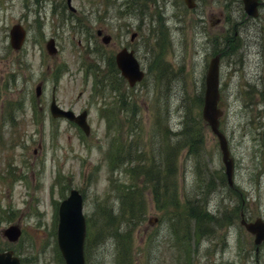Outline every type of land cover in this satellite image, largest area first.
<instances>
[{
	"label": "rangeland",
	"instance_id": "1",
	"mask_svg": "<svg viewBox=\"0 0 264 264\" xmlns=\"http://www.w3.org/2000/svg\"><path fill=\"white\" fill-rule=\"evenodd\" d=\"M126 1L70 0L71 10L67 0H0V250H14L23 264H59L56 205L76 188L83 195L87 264H186V253L190 264H264V240L256 250L240 224V210L247 220L264 219V169L257 174L264 163L249 157L258 148L250 124L254 111L253 124L264 125V92L252 93L255 85L263 88L255 77L264 74V59L259 47L249 57L245 51V28L256 29L231 9L217 23L219 9L207 0L215 18L202 2L188 9L182 0H148L129 14ZM16 23L26 30L19 50L9 44ZM97 28L111 35L108 44L96 36ZM227 32L236 40L219 62V128L233 142L240 198L220 183L218 141L199 102L215 40L222 46ZM49 37L55 54L45 49ZM122 46L134 51L145 74L131 87L107 65ZM111 82L119 89L113 91ZM52 95L63 108L87 110V135L50 116ZM171 142L174 165L163 152ZM130 144L143 153L129 164L143 162L144 172L134 170V177L120 160ZM160 176L166 189L153 193ZM190 207L227 221L209 219L197 227ZM106 209L117 219L108 222ZM11 224L21 228L15 242L1 233Z\"/></svg>",
	"mask_w": 264,
	"mask_h": 264
},
{
	"label": "water",
	"instance_id": "2",
	"mask_svg": "<svg viewBox=\"0 0 264 264\" xmlns=\"http://www.w3.org/2000/svg\"><path fill=\"white\" fill-rule=\"evenodd\" d=\"M189 7L194 5L193 0H185ZM244 8L248 13H254L256 5L255 0H243ZM98 33H100L98 31ZM25 37V30L20 24H14L9 30V42L13 49L18 50ZM110 40L109 35H103L102 41L107 43ZM46 50L53 54L56 52L53 38H50L45 44ZM219 56L215 55L209 61L205 75V92L202 107V117L210 125L211 130L217 135L222 161L225 166V174L228 182H231L232 165L228 158L226 139L221 131L218 130V117L222 114L221 109L217 107L219 98L218 92V61ZM115 62L120 73L128 80L129 84H134L143 76L139 70V65L133 56V51L126 48L119 50L115 55ZM36 95L41 92L40 84L35 87ZM51 114L56 116H65L74 120L84 131L88 133L89 126L86 123V112L83 111L74 115L70 110L60 108L54 98L50 104ZM246 229L254 234L256 244L264 239V222L261 218L254 221L242 222ZM3 236L9 241L14 242L18 239L21 230L17 224H11L1 230ZM85 236V218L82 213V196L77 189H71L68 195L61 200L58 206V222L56 227V241L64 264H84L83 242ZM0 264H21L19 258L13 253L12 249L0 251Z\"/></svg>",
	"mask_w": 264,
	"mask_h": 264
},
{
	"label": "flooded vegetation",
	"instance_id": "3",
	"mask_svg": "<svg viewBox=\"0 0 264 264\" xmlns=\"http://www.w3.org/2000/svg\"><path fill=\"white\" fill-rule=\"evenodd\" d=\"M209 2L215 3V5L217 6L216 9L218 8L219 10L217 11L218 16L216 17L213 12H214V7L206 4L205 0H196V6L200 5V2L203 3L204 5V11L209 14V16L215 18L217 20V23L222 20V18H225L227 16L226 14V10L231 9L233 11H236V13L238 15H242V17L247 20L250 21L249 24H247L246 26H250L251 29L255 28L256 30L250 31L247 30L245 28V32L247 33V39L248 42L245 45V51L247 52V56L249 57L250 55H253L255 50H252L253 47H259L260 52H261V57H263L264 59V0H257V5H256V9H257V15L256 16H250L248 15L243 8V2L242 0H207ZM234 5V6H233ZM197 6V7H198ZM224 12H225V17H224ZM215 16V17H214ZM257 19H259V22L256 23V25H254L253 22L257 21ZM213 25V23H211ZM235 35L237 34V31H235L234 33ZM236 40L235 36H231V38L226 39V41L230 44H228V48H231L232 43ZM231 41H233L231 43ZM222 53V52H221ZM255 81L257 82L256 84H259L258 82H260V84H263V88L260 89L257 87V85H255L254 88H252V93L253 94H259L264 92V74L260 75V76H256L255 77ZM238 92L241 93L243 92L241 90V88H238ZM233 94V92L231 93ZM258 111H254L250 117V124H251V131L253 132L252 134V140L253 141H258V148H253L252 150V155L249 157H253V158H257V156L261 157L264 163V125L262 127V130H260L261 126H257L255 123L253 124V121L256 119L255 114H257ZM260 124V123H258ZM233 137L231 136V139ZM260 140V142H259ZM229 145V152H230V156L233 162V176L235 174V168H236V160L234 157V153H233V142L231 144V140H229L228 142ZM264 168H262L261 166H259L258 170H257V174L260 175V173L263 171ZM230 190L232 191V193L234 192H238L239 195L242 194L241 190H237V187L234 186V182L232 185H230ZM242 210H240V215H241ZM244 215V214H243Z\"/></svg>",
	"mask_w": 264,
	"mask_h": 264
},
{
	"label": "trees",
	"instance_id": "4",
	"mask_svg": "<svg viewBox=\"0 0 264 264\" xmlns=\"http://www.w3.org/2000/svg\"><path fill=\"white\" fill-rule=\"evenodd\" d=\"M108 65L110 66V69H111V71L114 73V75H116V77H117V69H116V67H115V64H114V62H113V60H112V58L110 59V62H108ZM118 78V77H117ZM202 99H200L199 100V102L201 101ZM127 104V102H126V100L125 99H123V103H122V106H125ZM186 129H188V125L186 126ZM172 144H173V142H171L169 145H167V147L166 148H164L163 149V152H165V151H167L168 152V154H167V157H166V160H169V162H170V164L171 165H174V159H173V157H172V153L174 152V147L172 146ZM116 151H117V149H116ZM136 152H137V154H136ZM114 153H116L115 152V149L113 150V152L111 153V156H113V154ZM132 156V158L133 159H138V157H137V155L139 156V155H142L140 152H139V149H135L134 150V148H132L131 147V144L130 145H128V148H127V150L124 152H122V154H121V158H120V160H121V163H122V166L123 165H125L124 167H123V169L124 170H128V172H129V174H130V176L131 177H134L135 175H133L134 173V170H135V174L137 175V174H139V173H143L144 172V166H143V162L141 163V164H138V166H133V167H131V168H129V164L131 163V157L130 156ZM115 157V156H114ZM169 162H167V163H169ZM137 171V172H136ZM158 172V171H157ZM156 172V173H157ZM140 176H142L143 177V179H145V177H144V175H140ZM151 179V178H150ZM225 182V178H224V176H222V178H221V181H220V183H224ZM155 186H157V187H152V190H153V193H157V191H161V192H163V190H162V187L163 188H165L166 189V186H165V184L162 182V179H161V176L159 177V181L158 182H156V183H153ZM159 193V192H158ZM106 211L109 213V215L107 216V221L108 222H112V221H114L115 219H117V215H115V216H113L112 214H111V212L108 210V209H106L104 212H103V215L106 213ZM188 211H190V215L193 217V219H194V222H195V224H196V226L197 227H200L201 225H207L209 222H208V220L209 219H214V221L217 223V224H220V223H222L223 221H227V219H225L224 218V216L223 217H219L217 220H216V218L214 217V215L212 214V213H209V212H206L205 210L203 211L202 209H194V208H189V210ZM235 211L233 210V211H231V213L233 214ZM188 232V231H187ZM188 236H189V234H188ZM179 238L181 239L182 238V235L181 236H179ZM180 239H178V240H180ZM89 246V245H88ZM187 247V246H186ZM86 248H87V244H86ZM188 248V247H187ZM55 250H56V256H57V261H60V263L59 264H63V261H62V258H61V256H60V254H59V252H58V250H57V248H55ZM24 260V259H23ZM185 263L186 264H190V259H189V253H186L185 254Z\"/></svg>",
	"mask_w": 264,
	"mask_h": 264
}]
</instances>
